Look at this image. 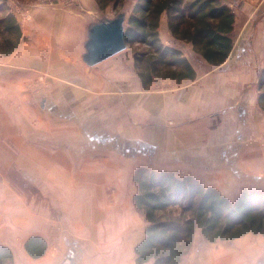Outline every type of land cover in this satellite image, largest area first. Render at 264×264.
Wrapping results in <instances>:
<instances>
[{"label": "crops", "instance_id": "1", "mask_svg": "<svg viewBox=\"0 0 264 264\" xmlns=\"http://www.w3.org/2000/svg\"><path fill=\"white\" fill-rule=\"evenodd\" d=\"M250 1L258 5L243 7V24L236 17L220 66L175 38L163 13L161 42L197 75L147 87L131 52L84 62L90 24L114 18L96 0H26L12 10L22 41L0 55V247L14 264H136L146 229L134 204L139 167L193 177L230 199L264 193V0ZM49 187L60 188V238L48 210H35ZM33 237L46 243L38 258L26 248ZM183 264H264V236L208 243L199 231Z\"/></svg>", "mask_w": 264, "mask_h": 264}, {"label": "trees", "instance_id": "2", "mask_svg": "<svg viewBox=\"0 0 264 264\" xmlns=\"http://www.w3.org/2000/svg\"><path fill=\"white\" fill-rule=\"evenodd\" d=\"M121 0H96L100 8ZM3 8L0 5V13ZM167 14L175 38L191 43L196 55L210 65L226 63L234 48L231 33L236 14L221 0H137L125 25L127 46L141 44L150 51L135 53V65L147 87L154 77L194 80L193 65L175 46L160 40L161 16ZM22 41V29L14 14L0 18V55L12 54ZM260 103L264 105V69L258 82ZM138 192L134 204L147 222L145 237L136 248V264H183L200 231L205 242L217 243L253 234L264 236V193L243 191L231 200L214 188H206L193 177H178L139 167L134 173ZM179 207L175 216L168 211ZM26 248L35 258L46 252L40 237L31 238ZM0 264H14L12 253L0 247Z\"/></svg>", "mask_w": 264, "mask_h": 264}, {"label": "rangeland", "instance_id": "3", "mask_svg": "<svg viewBox=\"0 0 264 264\" xmlns=\"http://www.w3.org/2000/svg\"><path fill=\"white\" fill-rule=\"evenodd\" d=\"M25 1L26 0H0V5L3 8L2 12L0 13V18H2L4 14L10 13V12L16 16L17 12H12V10H14L16 7H19L20 6L19 4L22 5ZM44 1L48 4L54 2V0H44ZM136 1L137 0H121L117 6H115L112 3L111 5L108 6V7H112L109 10L106 11L107 7L102 9L103 14L101 16L111 12V15L114 16L115 18L119 13L125 12L127 14V19H126L127 21L128 18L132 14V10H133V7ZM221 1L224 2L226 5L228 4L229 7L233 9V11L235 12L237 11L236 17H238V23L240 24H243V21L246 19L244 18L243 14L247 15L244 13L243 7L246 8V6L251 7L252 5L254 6L258 5V1H255L254 3H252L250 0H221ZM241 9L243 10V12H241L242 11ZM262 18L263 16L262 17L260 16L254 19L259 21V20H262ZM262 32L264 33V26H262L261 29L256 31V35H259ZM253 34H255V31L253 32ZM125 51L133 53L135 57V53L150 51V49L146 45H141V44L136 43V44L127 46V49ZM48 201H49L48 203L37 204V207L35 210L37 213L41 211L43 212V214L45 213L44 212L45 209L48 210V215H49L48 228H50V230L52 231V236H56V238H60L62 237V233L66 232V223L63 220H60V188L56 189V187H53V188L49 187ZM179 212H180V208L174 207L168 211L166 216L168 215L175 216L179 214ZM142 216L143 215L139 212V215L137 218V224L139 226V228L137 229H139V231H140V223L142 222ZM145 223H146L145 224V228H146L147 227L146 220H145ZM68 241L70 242L71 238H69ZM64 258H68L66 254H64Z\"/></svg>", "mask_w": 264, "mask_h": 264}, {"label": "water", "instance_id": "4", "mask_svg": "<svg viewBox=\"0 0 264 264\" xmlns=\"http://www.w3.org/2000/svg\"><path fill=\"white\" fill-rule=\"evenodd\" d=\"M126 19L127 14L121 12L115 18H104L90 24L83 56L88 66L98 65L127 49Z\"/></svg>", "mask_w": 264, "mask_h": 264}]
</instances>
